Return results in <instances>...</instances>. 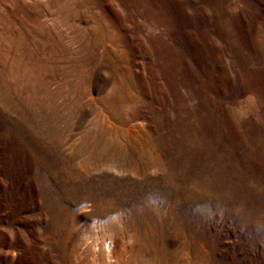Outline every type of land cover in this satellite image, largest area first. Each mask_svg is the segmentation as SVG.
<instances>
[{"label":"rangeland","instance_id":"obj_1","mask_svg":"<svg viewBox=\"0 0 264 264\" xmlns=\"http://www.w3.org/2000/svg\"><path fill=\"white\" fill-rule=\"evenodd\" d=\"M0 264H264V0H0Z\"/></svg>","mask_w":264,"mask_h":264}]
</instances>
